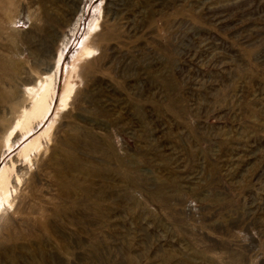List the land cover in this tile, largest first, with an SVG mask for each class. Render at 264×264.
Returning a JSON list of instances; mask_svg holds the SVG:
<instances>
[{
	"label": "rangeland",
	"instance_id": "374dc122",
	"mask_svg": "<svg viewBox=\"0 0 264 264\" xmlns=\"http://www.w3.org/2000/svg\"><path fill=\"white\" fill-rule=\"evenodd\" d=\"M0 264H264V0H0Z\"/></svg>",
	"mask_w": 264,
	"mask_h": 264
}]
</instances>
